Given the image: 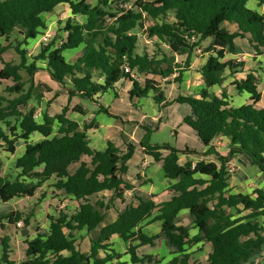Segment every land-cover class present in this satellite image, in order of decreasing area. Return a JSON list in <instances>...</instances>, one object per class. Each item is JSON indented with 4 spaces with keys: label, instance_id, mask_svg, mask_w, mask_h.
Returning a JSON list of instances; mask_svg holds the SVG:
<instances>
[{
    "label": "trees",
    "instance_id": "trees-1",
    "mask_svg": "<svg viewBox=\"0 0 264 264\" xmlns=\"http://www.w3.org/2000/svg\"><path fill=\"white\" fill-rule=\"evenodd\" d=\"M129 2L0 0V39L6 42L0 44V81L12 82L0 92V142L12 154L19 140L26 146L24 155L16 160V180L3 175L0 160V201L36 197L46 183L55 180L54 189L79 204L72 214L61 210L58 216H51L48 233L37 231L31 240L30 235L25 237L22 264H124L120 262L124 254L112 248L113 237L128 244L126 254L132 264H162L155 256L141 252L144 247H156L162 239L176 250V256L167 264H247L264 247V227L258 222L264 217V190L257 189L253 195L230 193L232 174L228 163L235 156H243L264 173V108L257 106L262 98L259 79L251 72L237 79L244 73L245 63L226 58L237 55L238 38L249 42L255 57L264 55V13L250 9L249 0H137L125 9ZM63 4L69 6L73 16L85 17L86 22H64L53 41L43 43L29 62V52L23 47L46 29L42 16L54 13ZM226 25H236L237 31L231 32ZM139 35L153 42L156 51L138 52ZM207 40L211 43L202 51L210 56L200 69L204 87L194 96L180 94L169 101L165 90L172 83H182L193 54ZM163 45L171 54L164 52ZM80 48L77 55L66 58L65 53ZM11 51L19 62L4 60V54ZM177 56H187L184 65L177 63ZM39 61H43L50 79L68 95L67 105L59 113L51 115L45 110L41 121L35 120L37 108L29 104L34 98L40 105L44 98L41 88L45 86L35 80L41 71ZM126 67L144 81L134 80L125 72ZM226 72L239 92L251 95V103L232 107L226 92L221 97L210 92L222 84ZM122 79L132 83L131 100L152 95L161 111L173 103L188 105L191 113L184 123L203 146L209 147L203 154L188 147L179 150L170 145H151L147 137L140 142L143 153L161 163L164 177L169 180L171 197L167 201L159 203L155 196L139 193L127 180L129 162L137 149L134 143L126 142L122 150L108 141L104 150L93 149L89 132L96 122L81 125L71 118L73 113L88 114L82 107L71 106L74 98H81L98 104L99 113L117 119L100 104L98 95L114 89ZM140 128L149 134L150 129ZM35 133L44 139L32 143L30 138ZM220 137L229 141L225 156L213 144ZM181 155L212 156L219 164L199 161L194 165L188 161L182 165ZM136 180L139 185L151 183L140 176ZM127 193H131V202H127ZM118 202L124 204L122 210L117 208ZM183 210L189 211L199 229L193 237L188 228L178 225ZM111 211L117 213L115 220H108ZM36 217V208L28 213L16 210L0 216V224L6 220L17 227L23 222L25 231ZM150 219L161 223L159 234L148 236L142 231V224ZM83 231L90 240L88 252L77 246L76 234ZM199 243L210 245L211 252L206 262H191L187 248ZM11 254L10 238L4 237L0 242V264H15Z\"/></svg>",
    "mask_w": 264,
    "mask_h": 264
},
{
    "label": "crops",
    "instance_id": "crops-1",
    "mask_svg": "<svg viewBox=\"0 0 264 264\" xmlns=\"http://www.w3.org/2000/svg\"><path fill=\"white\" fill-rule=\"evenodd\" d=\"M129 1L130 2L128 4L132 5L137 0H129ZM145 1H154V0H145ZM65 7L69 11V16H68L67 20L76 18L79 21V24H82V23L86 22V18L83 17V16H73L68 5H64V4L63 5H59L54 12H56V11H58L60 9H65ZM248 7L250 9H252V10H255V11L263 14L264 13V0H249ZM51 14H44V15H51ZM44 15L42 16L43 19H44ZM169 20L172 21V18L169 17ZM45 24H46V22H45ZM62 25H63V23L61 24V26ZM226 27H228V29L231 32H236L237 31V26L236 25H226ZM60 29H62V28H60ZM43 31H47V25H46V29L43 30ZM44 35H47V34L44 33V34H41L39 36H44ZM39 36H38L37 39L29 41V45L27 47H31L32 43H36L38 41V39H39ZM210 43H211V40L205 41L203 43L202 47L197 49L196 52L193 54L191 66L185 71L182 83H180V84L172 83V84H170L167 87L165 92H166L167 99L169 101L172 102L180 94L194 96V95H196L199 92L200 89H202L204 87V82H203L202 76L200 74V69L206 64V62L208 61L210 55L207 54V53H204L202 50H203V48H206ZM0 44L1 45H6L5 40L4 39H0ZM40 44H41V42H40ZM236 44H237V47H238L237 55H235V56L228 55L227 58H226V59H236L238 62H244L245 63V69H244L245 71H244V73H241V74L237 75L236 78L237 79H244L247 76V74L251 72L259 80L264 79V72H263L264 68L262 66V61L264 60V55H262L260 57H255V53L253 52V49L251 48L249 42L246 39L238 38V39H236ZM164 47L166 49H164ZM81 49L82 48H80L78 50H74L75 55H77L80 52ZM162 49L164 50V52L166 54H171V51H170L168 46L163 45ZM198 50H200L201 52H199ZM138 52H140V51L138 50ZM7 53H5V54H7ZM140 53H142V52H140ZM5 54L3 56L4 60L6 62H11V61L5 59ZM74 56H72V57H74ZM251 58L253 59L252 62H250ZM186 60H187V56H177L176 57L177 63L182 64V65H184ZM43 67L45 68V65H43ZM46 75L49 77L47 72H46ZM173 79H174V76L170 77L171 81H173ZM100 81L102 82V80H100ZM140 81L142 82V81H144V79L141 80V78H140ZM233 81H234V79L229 76L228 72H226L222 84L219 85V86H215V87L211 88L210 92L215 94L216 96H219V97H221L223 91L226 92L227 100H228L229 104L232 107H240L242 105L251 103V100H250L251 95L246 93V92H239L235 88L234 84H232ZM69 82L70 81H68V85H67L68 87L71 86ZM52 83L54 85H57V83L55 84V82H53V81H52ZM258 87H259V91L261 92L259 84H258ZM56 89L58 90V91L56 90L57 93H59L61 91H65V89L63 90L62 88H58L57 86H56ZM131 89H132V83L130 81H128V80L122 79L121 81H119L115 85L114 89L108 91L107 93H105L103 95H98L99 102L105 108L111 109V108H113L112 106L116 102H122L123 100L125 101V98L123 99V95H126L128 97V102H129V105H130L129 109H135L136 111H139L140 113H143L144 112V109H143L144 101L152 99V95H150L147 99L134 98V99L131 100L129 98V92H130ZM66 92L67 91H65V93ZM168 92H169V94L170 93L172 94V96H173L172 98L170 96L171 94L169 95ZM66 97H67L66 100H68V95ZM263 100H264V95L262 94L261 101L257 105L258 107L264 108ZM82 101H84V102L82 104L83 106L82 105L81 106L85 110L88 111V114L86 116H83L86 119L88 124L93 119L97 120V118L102 115V113H99L100 106L98 104L92 103V102H89V101H85L83 99H82ZM72 104H74L73 101H72ZM75 105H78V104H75ZM170 106L167 107V108H170ZM92 110L94 111V113H93ZM48 112L51 115L57 114V113H51L49 110H48ZM161 112L162 111H160L159 114H161ZM190 113H191L190 107L189 106L185 107L184 116H187ZM95 114H97V115H95ZM76 115H77V113H73L71 115V118L76 120L77 122H79L81 125H84L85 122L81 123L76 118ZM80 116H82V115H80ZM91 117H92V120H91ZM146 117H147V115H143L142 118L145 119ZM110 119H111L110 121H103V119H101L100 122L98 124H96L94 126V128L89 132V136H90V140H91V143H90L91 147L93 149H97V150H104L106 148V146H107V142L108 141H112L117 146H119L122 150H124L126 148V146H125L126 142L134 143L137 146L136 152L140 150L141 154L143 155V158L139 162H137L134 170L132 169V162L131 161L129 162L130 170H129V173L126 175L127 180L131 181L136 186L137 191L139 193H143V194L148 195V196H152L153 195V196H155L154 200L159 202V203L169 200L170 197H171V194L168 191L169 185H168V188L164 190L165 192H163V191L162 192H158V191L155 190V175H156V167H157V165L160 166L162 178L165 181H167V183H169V180H167L164 177V173H163V170H162L161 163H157L152 157L147 156V155H145L143 153V150L139 147V144L141 142L140 140L135 139L133 135L131 137H125L124 136L125 133L123 132L124 128H123V126H121L119 124V121L116 118H110ZM155 120H158V118L153 116L152 121H155ZM132 123H133V126H134V132H136L137 129H141L140 126H144L141 121H137V122L133 121ZM174 134L177 135L176 132ZM34 135H40V134L35 133ZM40 137H41V141H42L44 139V137L42 135H40ZM190 137H191L193 142L199 141V139L197 138L195 133L191 134ZM118 138H120L122 140L123 144H120L118 142L120 140ZM20 142H21V140H19L18 143L16 144V151H18L19 147H23L22 148L23 150H21L20 155H19L18 158L22 157L24 155V153H25V150H26V146H25L24 141L22 143H20ZM218 142H220L224 147H227V149L226 150L223 149L222 146H216L217 144H219ZM200 144H201V146H197V147H195L193 149L191 147H189V145H185V148L188 147L189 149L196 150L199 153H203V154L206 153L208 151L209 147L203 146L201 142H200ZM213 144H214V147L217 148V151L220 154H222L223 156H225L228 153L227 151L229 149V141H228L227 138L220 137V138L216 139ZM136 152H135V154H136ZM188 161L193 162L194 165L197 162H199V161L213 162V163L219 164L217 162L216 158H214L212 156H207V157H196V156H193V155H181L180 156V164L183 165V164H185ZM238 164H240L242 168H240V166ZM233 165L237 166V170H236V173L233 174V176H232L231 186H230V193H232V194L242 193L244 195H253L255 190H257V189L264 190V184H261V183L259 184V182L257 181L258 178L261 177V176H258V178L257 177L252 178V177H249L248 173H246L247 172L246 169H248V167L251 165L247 158H245L243 156H235L228 163L229 168H233ZM139 176L142 177L144 180H150L151 183H146L145 185H139L137 180H136V178L139 177ZM259 181H260V179H259ZM245 185H250L252 188L251 187L245 188ZM253 186H254V188H253ZM166 194L169 195L168 198H164V196ZM129 195L131 197V193H129ZM130 197L127 196V202H131ZM29 198L30 197H27L26 199H29ZM32 198H34V197H32ZM18 199H23V198H16L14 200L16 201ZM14 200H12V201H14ZM11 202H9V203H11ZM0 203H3V202L0 201ZM2 207L3 206H0V216L10 213V212H7L5 210H2L3 209ZM117 208H118V206H117ZM123 208H124V204H123V206L121 208H119V210H122ZM16 210H17L16 208L13 209V211H16ZM13 211H11V212H13ZM184 215H189V216L192 217L193 221H192V225L191 226L185 225L182 222H180V220L182 219V217ZM116 217H117V213L116 212H114V211L113 212H109L108 218H111L110 220H115ZM258 222H259L260 226L264 227V217H260L258 219ZM1 224L4 226V228H1ZM1 224H0V242H1V239H3L4 237H9L10 238V246H11V250H12L11 260L14 261L15 264H17L16 263L17 261L14 258V248L12 247V244H13L14 240H13V238L11 236L10 231H9L11 228H13V225L8 223L6 220H2ZM155 224H159L160 225V231H161V223L160 222L152 223L151 219L146 221V222H144L142 224V231L145 234H147L148 236H154V235L159 234L160 232L155 234V230L153 231V229L155 227ZM178 225L188 228L189 231H190L191 237L197 235L198 232H199V229L194 226V217L192 215H190L188 210L181 211V213L178 216ZM83 232H86V231H83ZM162 241H164V243L167 245V247H168V249H169V251L171 253V257H170V260H171L174 256H176V254H175L176 250L174 248L169 247V245H168V243H167V241L165 239H162ZM25 242H26V240H25ZM114 242H117V243L122 242V243H124L118 237H113L112 244ZM124 244L128 248V244H126V243H124ZM158 246L159 245H157L156 247H144V248L141 249V252L143 254H149V255L155 256L156 253H157V252H155V248H157ZM26 247H27V245H26ZM113 247H116V246H113ZM194 247H197L196 249L204 248V253H206V255H207L206 258L205 259H200V257L198 255L192 254L191 249H193ZM113 249H115V248H113ZM115 251L118 252L116 249H115ZM187 251H188L189 254H191V262H196V261L206 262L207 259H208L209 254L211 252V246L208 245V244L199 243V244L193 246L192 248H187ZM125 252H127V249L125 250ZM125 255L129 256L127 254H124L123 257H125ZM129 258H130V256H129ZM155 258H156V256H155ZM263 259H264V251L254 255L247 264H260V262L263 261ZM156 260H157V258H156ZM158 261H162L161 257H159V256H158ZM115 262H113L112 264H114ZM162 263L164 264L163 261H162Z\"/></svg>",
    "mask_w": 264,
    "mask_h": 264
},
{
    "label": "rangeland",
    "instance_id": "rangeland-1",
    "mask_svg": "<svg viewBox=\"0 0 264 264\" xmlns=\"http://www.w3.org/2000/svg\"><path fill=\"white\" fill-rule=\"evenodd\" d=\"M68 16H69V11L68 9H66V7L65 9H60L52 13L51 15H44V20L47 25V31L42 30L41 33L47 34L44 36H49L48 41H47L48 43L52 42L57 32L60 30V28H63L64 22L67 21ZM74 20L75 22L79 23V21L76 18ZM60 23H63V25L61 26ZM44 36H39L38 41L36 43H32L31 47H27V46L23 47L29 52V62H32L33 56L38 54V52L40 51V48L42 47V44H43L41 40ZM40 42H41V45H40ZM164 49L166 48L164 47ZM139 51L153 53L156 51V46L153 42L143 37L141 38V42L139 45ZM74 55H75L74 51H68L67 53H65V56L67 59L72 58V56ZM5 59L9 61L19 62V58L14 51H11L5 54ZM252 61L253 59L251 58L250 62ZM43 65H44L43 61L38 62V66L41 68V71H39L35 77L36 83L45 86L41 88V90H43L42 93L44 95L43 101L40 103V105H38L36 100L33 98L29 104H30V107H36L37 111L40 112L41 114L44 113L45 110H49L51 113H59L67 105V100H66L67 92L65 93V91L67 90L61 91L59 93L56 92L57 90L56 86L58 88H62V87L58 84L54 85L52 83L50 77L46 75ZM262 66L264 68V60L262 61ZM1 69H2V65L0 64V70ZM23 76L25 80L28 79V75L25 72H23ZM140 78L141 80L144 79L142 76H140ZM165 81H163V84ZM11 84L12 82L10 81L9 82L5 81L3 83L0 81V92H3L4 88ZM259 85H260L261 95L262 94L264 95V79L259 80ZM62 89L64 90V88ZM170 96L171 98L173 97L172 94ZM124 98H125V101L123 100L122 102H116L112 106L113 108L109 109V111L112 115L117 117L119 124L123 126L124 128L123 132L125 133L124 135L125 137H131L133 135L135 139L140 140V141H143L145 137H147V140L151 145H156V146L170 145L171 147L175 149H179V150H183L185 148V145H189V147H191L192 149L197 146H201L199 141H196V142L192 141L190 136L191 134H194L193 130L184 123V118L186 117L184 116V112H185V107H188L187 105L184 106V105H180L177 103H173L171 104L170 108H165L164 110H162L161 114H159L161 110L159 109L157 105L154 104V101L152 99H149V100L144 101V106H143L144 114H143V113H140L139 111H136L135 109H129L130 105L128 102V97L126 95H123V99ZM83 102L84 101H82L81 98H74L73 99L74 104H71V106L72 107H75V106L82 107ZM75 104H78V105H75ZM263 105H264V100H263ZM143 115H147V117L143 119L142 118ZM153 116L158 118V120L152 121ZM76 118L81 123L82 122L87 123L86 119L83 116H80V114L79 115L77 114ZM101 119H103V121L111 120L110 117L104 113L101 116H99L97 120L96 119H93V120L94 122H96V124H98ZM91 120H92V117H91ZM133 121H136V122L141 121L142 124L146 128L150 129L149 134L144 129H137V131L134 132V126L132 123ZM13 122L15 121L13 120ZM1 126L3 127L5 132L9 134V131L6 128L5 124L1 123ZM56 132H57V128H55V133ZM175 132L177 133V135L174 134ZM30 139L32 143L41 141L40 135L33 134ZM22 142L23 140H21L20 143ZM118 142L120 144H123L121 139ZM218 143L219 144H217L216 146H222L223 149L225 150L227 149V147H224L220 142ZM0 146H1L0 147V160L3 163V167H2L3 175L7 179L14 181L18 178V174H19V170L16 168V160L18 159L21 150H23L22 149L23 147L18 146L19 147L18 151H16L15 154H12L7 151L8 150L7 145L5 144L3 145L0 142ZM142 158H143V155L141 154L140 150L137 151L133 159L131 160L133 170L135 169L137 162H139ZM238 165L240 166V168H242L240 164ZM233 168L235 169V171L231 173L232 176L233 174L236 173L237 166L233 165ZM246 171H247L246 173L249 174V177L258 178V176H261L258 178L257 181L259 182V184L260 183L264 184V173L261 172L258 167L250 165L248 169H246ZM54 181L55 180L49 183H46L40 189L37 196L34 198L30 197L29 199H26V198L18 199L16 201L15 200L12 201L9 204L0 203V206H3L2 210H5L7 212H11L13 211L14 208H16L19 211L28 213L31 209L36 208L37 217L32 221V225L28 227V230H29L28 235H30V238H29L30 240L34 239L37 236L38 234L37 231H39L40 233L49 232V226H50L49 218L51 216H58L61 210H64L68 212L69 214H72L78 209L79 204L75 199H71L63 195L62 193L57 192L54 189L53 187ZM169 184L170 183H167V181H165L162 178L160 166L157 165L156 175H155V190L158 192H162V191L165 192L164 190L168 188ZM249 187L251 186L245 185V188H249ZM43 194H45L44 195L45 197H42ZM103 196H107V194H104ZM127 196L130 197L129 193H127ZM168 196L169 195L166 194L164 198H168ZM37 203L39 204V206L36 207L35 205ZM117 206L118 208H121L123 204L118 202ZM110 219L111 218H108V220ZM192 221H193L192 217L189 215H184L182 219L180 220V222H182L185 225H189V226L192 225ZM24 228L25 226H23L22 228L13 226V228L9 230L14 240L12 247L14 248V258L16 259L17 264H22L25 259V252H26L25 248H27L26 243H25V240H26L25 237L27 235L26 236L22 235V230ZM154 230H155V234L159 233L160 225L155 224L153 231ZM76 236H77L78 248L83 252H88L90 249V240L86 232L76 234ZM161 241L162 240L158 242L159 246L155 248V252H157L155 256L157 260H158V256L161 257V260L164 262V264L165 263L167 264L170 260L171 253L167 245L164 243V241L162 242ZM113 246H116L113 248H115L119 253L126 254L125 250L127 249V247L125 246L124 243L114 242ZM196 248L197 247H194L193 249H191L192 254L198 255L200 259H205L207 255L206 253H204V248H199V249H196ZM263 251H264V247L261 252ZM120 262L124 264H132L129 256H126V255L120 260ZM116 263L117 262H115L114 264ZM260 264H264V261H261Z\"/></svg>",
    "mask_w": 264,
    "mask_h": 264
},
{
    "label": "built area",
    "instance_id": "built-area-1",
    "mask_svg": "<svg viewBox=\"0 0 264 264\" xmlns=\"http://www.w3.org/2000/svg\"><path fill=\"white\" fill-rule=\"evenodd\" d=\"M132 7V5L131 4H125L124 5V8L125 9H129V8H131ZM48 38H49V36H44L43 38H42V40H41V42L42 43H44V44H48ZM141 38H143V36L142 35H139V42H141ZM192 41L193 42H196L197 41V39L196 38H192ZM199 52H201L200 50H198ZM125 72L126 73H129L130 75H131V77L134 79V80H138V81H140V78H139V76L137 75V74H135L129 67H126L125 68ZM41 117H42V114L40 113V112H36L35 113V116H34V118H35V120H37V121H41ZM229 171L231 172V173H233L234 171H235V169L234 168H229ZM24 226V223L23 222H19L18 224H17V227L18 228H22Z\"/></svg>",
    "mask_w": 264,
    "mask_h": 264
},
{
    "label": "water",
    "instance_id": "water-1",
    "mask_svg": "<svg viewBox=\"0 0 264 264\" xmlns=\"http://www.w3.org/2000/svg\"><path fill=\"white\" fill-rule=\"evenodd\" d=\"M28 232H29L28 230L22 231V235L26 236V235H28Z\"/></svg>",
    "mask_w": 264,
    "mask_h": 264
}]
</instances>
